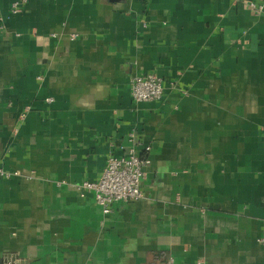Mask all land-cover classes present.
<instances>
[{
  "label": "crops",
  "instance_id": "crops-1",
  "mask_svg": "<svg viewBox=\"0 0 264 264\" xmlns=\"http://www.w3.org/2000/svg\"><path fill=\"white\" fill-rule=\"evenodd\" d=\"M253 3L0 0V263L264 264ZM147 72L164 96L136 102ZM132 145L150 158L145 196L104 213L77 184Z\"/></svg>",
  "mask_w": 264,
  "mask_h": 264
},
{
  "label": "built area",
  "instance_id": "built-area-1",
  "mask_svg": "<svg viewBox=\"0 0 264 264\" xmlns=\"http://www.w3.org/2000/svg\"><path fill=\"white\" fill-rule=\"evenodd\" d=\"M252 5L264 9V4L253 3ZM18 10L19 7L16 4L14 11ZM164 92V80L155 73L135 74L131 79V93L136 102L161 100ZM145 150H150V147L147 146ZM149 163V156L141 154L137 145H132L124 155L110 154L100 177L96 180H84L77 184L76 189L82 195L93 192L103 212L110 213L115 202L138 201L144 198L142 182L145 177V168ZM6 175L10 174L0 169V178ZM0 264L25 263L11 256ZM150 264H174V258L156 259Z\"/></svg>",
  "mask_w": 264,
  "mask_h": 264
}]
</instances>
